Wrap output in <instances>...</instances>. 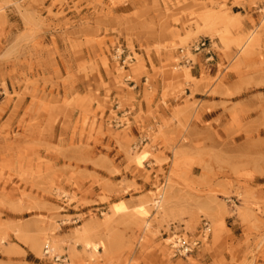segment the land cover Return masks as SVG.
<instances>
[{
    "label": "rangeland",
    "instance_id": "rangeland-1",
    "mask_svg": "<svg viewBox=\"0 0 264 264\" xmlns=\"http://www.w3.org/2000/svg\"><path fill=\"white\" fill-rule=\"evenodd\" d=\"M0 264H264V0H0Z\"/></svg>",
    "mask_w": 264,
    "mask_h": 264
},
{
    "label": "bare ground",
    "instance_id": "bare-ground-1",
    "mask_svg": "<svg viewBox=\"0 0 264 264\" xmlns=\"http://www.w3.org/2000/svg\"><path fill=\"white\" fill-rule=\"evenodd\" d=\"M147 154H148L147 151H141L139 153H136V155H135L136 161L138 163H140L143 159H145L147 157ZM162 197H163V194L161 193L159 195V199L155 200L154 203H155V205L157 207L160 205V202L162 201ZM115 207H117V209H121V208H119L118 203H115ZM212 221H213L214 228L217 229L220 226L219 222L217 220H215L214 218H212ZM48 238H51V237H47V236L41 235L37 239H34L33 240L34 249L39 252L42 241H45L44 244H48L49 245L50 240ZM51 241H52V243L54 244L55 247H57V246L59 247L60 246L59 242H57L55 239H51ZM86 244L89 245V243H86ZM93 245H94L93 247L96 248V244H93Z\"/></svg>",
    "mask_w": 264,
    "mask_h": 264
},
{
    "label": "built area",
    "instance_id": "built-area-1",
    "mask_svg": "<svg viewBox=\"0 0 264 264\" xmlns=\"http://www.w3.org/2000/svg\"><path fill=\"white\" fill-rule=\"evenodd\" d=\"M205 45V41H200L198 43L195 44V48H199V46H204ZM208 230V227L206 226L205 227V231ZM197 242L194 241L193 243L191 242H187L185 240H182V239H178L176 241V244H175V251L181 253V252H187V251H190L191 250V244H196ZM48 248V246H46V249ZM49 250L47 249L46 252H48Z\"/></svg>",
    "mask_w": 264,
    "mask_h": 264
}]
</instances>
